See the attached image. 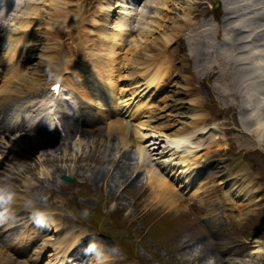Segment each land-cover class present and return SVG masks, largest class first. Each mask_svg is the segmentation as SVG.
Segmentation results:
<instances>
[{
	"label": "rangeland",
	"instance_id": "1",
	"mask_svg": "<svg viewBox=\"0 0 264 264\" xmlns=\"http://www.w3.org/2000/svg\"><path fill=\"white\" fill-rule=\"evenodd\" d=\"M70 1L71 6L67 11L76 12L72 13L75 16L79 14L78 3H85L84 14L81 21L75 23L72 28L63 31L61 28L60 33L55 32L58 34L52 35V38L55 37L56 44H54L55 51L51 53L52 55L55 53L54 56H59L66 65L69 64L68 67L73 66L72 64L79 66L82 61L87 63L85 54L89 52L85 51V48L92 46V39L95 37L88 33L92 29L89 23L92 22V15L100 12L97 8L98 3L94 0ZM155 1L140 0V5L130 6L132 14H139L135 21L131 19L132 28H142L145 25L146 21L150 19L151 6L155 5ZM213 1L175 0V8L172 12H169L170 8L167 9L168 12L163 11L166 16L169 14L178 20L187 13L189 8V15L194 23L190 34H195L199 39L204 38L205 42L197 43L199 53H201L199 56L195 55L196 59L190 55L191 58L189 57L188 61L184 60L186 55H182L178 44L170 46L169 50L173 51L176 48V51L173 53V57H175L173 62L168 63L170 65L168 79L163 81V87L157 91L155 97L153 95L154 99H152L153 107L158 108L161 115L165 117L169 111L173 110L176 115L175 119L179 121V123H174L171 130L166 131L168 134L181 127V123L189 124L191 119L188 117L191 114L195 112L203 114L201 119L203 121L197 124L198 127H189V130L193 131L195 136L193 140H196L195 142L203 148L200 153L207 156L208 162L205 161L203 169L197 172L199 176L197 181L198 185L202 184L203 189L209 191L199 194L200 196H195V198L192 197L195 188L178 191L175 199L179 200L181 197L184 201H180L183 203L180 205L182 208L177 210L169 211L154 204L143 165L158 166L159 162L164 159V155L171 152H167L169 145L166 137L151 132L150 128L142 130L148 134L147 137L141 138L136 135V120L129 121V134L126 137L132 144L130 147L121 146L117 132H110L109 121L103 118L101 121H92L83 125L81 135L78 133L80 136L73 137V140L61 151H53L40 134H22L21 131L18 133L17 127L11 125L8 128L3 127L0 129V203L7 200L18 203L22 199H30L32 204L42 207L41 210L44 212L49 210V206H54L57 208L55 210L57 213L48 214L50 219H45L46 217L37 219L42 221V224H38L37 220H34L33 224H29L33 220L27 222L28 217L31 216L30 212L22 211L23 208H20L3 224H0V262L5 264H43V260L31 262L32 255L42 249L44 254L40 253L41 257L47 254L49 257V263L46 264H59L57 255L63 253L66 244L70 245L75 240L77 246V242H81L79 251L75 252L77 257H81L83 248L90 246V241L84 243L85 239L89 237L93 238L91 239L93 242L100 243L103 249L107 248L111 259L105 261L104 264H264V130L260 131L259 128L260 135L258 136L252 134L256 125L248 123L246 118L250 114L249 110L259 103L264 94L261 95V98L251 96L253 100L249 102L248 97L244 99L246 97L245 89L244 84L241 86V81L238 82L239 84H235L233 81H229L231 80L229 78L228 80L219 78L224 69L225 71L234 69L236 75L234 73L233 77H237L236 80H240V77L244 76L251 79L248 80L247 88L245 87L250 90L251 87L254 88L252 78L256 77L252 76V73L256 70L264 71V65L262 64L263 69H257L252 64L253 57L258 56L251 52L256 50L253 49L252 37L247 39L246 44L239 46V48L243 46L248 48L247 53H237V57L230 62L225 49H233L236 52L238 47L230 42L231 39L227 42L222 40L224 35L232 36L230 33L232 31L229 29L231 26H225L223 2L217 0L219 1L217 2L218 6L214 8ZM112 2L114 5L116 4V0H112ZM260 5L264 7V1L260 0ZM222 9L221 21L219 19L215 21L213 16L217 20L218 15L222 14ZM7 21L5 22L7 23ZM5 25L0 26V29ZM166 25L168 24L166 23ZM249 28L251 27L249 26ZM204 29L209 30V34L204 32ZM43 33L41 34L40 29V43H43L41 49L46 43V39H42ZM78 35L80 38L82 37L83 45L76 48ZM126 44L124 50L127 51H120L119 48L118 54L113 55L115 61L110 65L109 70V72L113 71L111 74L113 80L122 86L129 84L127 82L129 81L127 80L129 79L127 77L129 68L126 67L125 59L131 55V48L128 46V42ZM145 44L142 43L143 47ZM222 44L224 45L222 46ZM213 45L215 47L211 49ZM94 46L97 48L95 42ZM209 50L215 52L219 50L216 52V54L218 53L217 58L215 55H208ZM37 51L39 52V50ZM168 56L172 59L171 55ZM206 56L213 64V71H217L215 74L211 69L208 72L202 69V65L207 64ZM243 62L248 64H242ZM32 63L34 64L33 69H30V77L27 79L37 82V87L40 90H45L47 83L56 73L58 63L46 61L39 65L35 64L37 63L35 60ZM21 68L24 67L19 66L13 70V79ZM118 69L121 70L119 76H117V71L120 72ZM70 71L71 69L67 72ZM65 76L73 77L72 73H67ZM4 82V79L3 81L0 79V85ZM14 86L15 88L12 89L25 90L22 81ZM177 90L178 92H175ZM88 92H91L90 88ZM150 94L144 93L140 97L141 101L153 98ZM139 96L131 101L136 103ZM15 97L16 94H12L6 104L0 105V120L2 122L0 125H4L6 117L8 118L6 120L12 124L11 120L14 121L18 111L23 109L25 116L18 119L17 124L31 128L37 122L32 120L37 112L29 111L28 106L30 109L31 104L39 98L34 95L30 97L32 103H23L22 105L21 102L16 101ZM36 108L38 105L33 110ZM260 110L264 115V105ZM91 112L95 113V110L91 109ZM124 154L131 155L130 166H132V170L134 169L130 179L135 182L128 187L126 184H121V179L119 181L116 179L113 174L114 167L110 165L112 158L121 160V156ZM48 171L54 173L51 174ZM62 172L72 177L73 180L70 182L61 181L59 175ZM100 173L107 174L103 180L99 179ZM177 173L178 171L174 175ZM247 175L255 179L259 187L260 193L258 192V194L263 198L262 202L255 206L245 205L243 197L236 196L237 189L240 190L247 184ZM178 178L176 185L181 184V178ZM116 183L119 185L118 189L114 187ZM42 186L48 188L51 186L53 191H46V193L43 190L40 191ZM201 196H205L203 201L199 200ZM110 213H114L112 218H108ZM13 218L15 221L11 220ZM52 221L55 228L54 225L51 226ZM15 224H18L19 227H16ZM10 225L12 226L9 227ZM7 226L15 240L20 242V246L32 239L30 246L32 251L28 256L22 248L16 247V244H13L12 248L10 240L6 242L10 236ZM55 229L57 230L55 231ZM258 243L263 246V251L254 253L257 250L255 245ZM56 246H59L58 250H55ZM126 246L132 248L135 253L134 257L130 258L123 254L122 250ZM114 250L115 252H113ZM16 251L20 252L16 253ZM94 255V250L92 253L90 251L85 262L89 261L88 264H90L92 260L89 258ZM71 257V254L68 255V258ZM44 260L46 261L47 258ZM80 261L82 262V260ZM80 261L78 259L74 261V264H81Z\"/></svg>",
	"mask_w": 264,
	"mask_h": 264
},
{
	"label": "bare ground",
	"instance_id": "2",
	"mask_svg": "<svg viewBox=\"0 0 264 264\" xmlns=\"http://www.w3.org/2000/svg\"><path fill=\"white\" fill-rule=\"evenodd\" d=\"M221 1L223 2L225 8V26H231V28L229 27V29L230 31H232H229L232 36L224 35V37L222 36V40L227 42V40L231 39L230 42L232 44H242V42H244L242 39L252 35L250 37H252V43H254L253 49H256V53L254 54L258 55L253 57L254 59L252 64L255 65V68L257 69H263L264 23H262V21L264 20V8L262 9L260 0ZM138 2L139 0H116V4L114 5L112 0L99 1L98 6L100 12L102 13L101 17L99 18V21H93V23L91 22L94 25L97 23V25H99V30L95 31V37H93L92 39V46H87L88 48L86 47V50L84 49L85 51L89 52L88 54H85L84 52V54L87 55L88 62L90 63L88 65H83L84 69L82 67H78V70H75L74 68H77V65L72 64L73 66L68 67L69 64L66 65L65 62L59 60L60 57L57 55L54 56L55 53L53 55L50 54L51 49L54 48V44H56V42H53L52 35L54 36L58 34L55 32L60 33L61 28H63L62 31L67 30L73 27L75 23H79L84 14L85 3H78L79 14L74 16L72 15V13L74 12H72L71 10V13L67 11V9H69L71 6L70 0H26L22 5H17L13 9L11 3L8 2V0H0L1 9H3L4 11H8V13L10 10L11 12H15V14L12 12L13 16L10 18V20L7 21L6 25L0 29V79H2V81L4 79L5 81L2 85H0V102L4 104L12 94H16L18 98H22L31 94L40 93H38V88L36 85L37 82L33 81L32 79H27L30 77V69H33L34 64L32 63V61L35 60L37 62L35 64L39 65L44 64L46 61H49L51 63L60 62L61 64L58 66L57 74L52 78V81L49 84L51 85V83L54 81H64L65 84L63 85V88L71 87L73 88V90H76V94L79 95L83 104H87V106L85 105V108H88V112L94 115L102 116V118L106 120L108 119L109 131H112V133L117 132V135L120 139L119 143L122 147L125 145L126 147H130L132 145L126 137L129 134V121L131 120H136V133L141 138H144V136H148V134L144 133L142 130L149 128L151 129V132L159 133L161 136L166 137L165 139L168 141L169 145L167 146V152L171 153H167L166 155H164V159L159 162L158 166L143 165V167L147 173L148 187L150 188L151 194L153 195L152 202L157 206L159 205V207L165 208L169 211L177 210L182 208L180 205L183 204L181 202L184 201L181 197L179 198V200L178 198L175 199L178 191L181 192L182 190L186 191L190 188H195L196 190L192 194V197L194 196V198L195 196H200L202 193L209 191L208 189L204 190L203 185H198L199 182L197 181L199 177L197 174L198 168L203 166L201 164V161L205 160L206 162H208V160L206 159L207 156L204 153H200V150L203 148H201L198 143L195 142L196 140H193L195 136L193 135V131L189 130V127H198L197 124L203 121L201 120L203 114L196 112L191 114L188 117L191 119V122H189V124L181 123V127L177 128L173 133L168 134L166 131L171 130L175 125L174 123H179V121L175 119L176 115L173 110L169 111L165 117L161 115L160 110H158V108L156 107H153L152 99H154L157 91L164 85V74L170 73V65H168V63H171L173 58H175L173 57V53L174 51H176V48L173 51L172 49L169 50L170 46L178 44L182 55H186L184 60L188 61L190 55H192L193 58L195 57V55H200L201 52L199 53L197 43H204L205 39H199L197 36H195V34H190V31H192V25L194 23L191 16L189 15V8L187 13H185L183 17L179 18L178 20L173 16H169V14L166 16L163 13V11L168 12L167 9L169 8V12H172L173 8H175V0H156L154 3L155 5L152 4L151 6L152 14L149 17L150 19L146 21L145 25L142 28H132L131 19L135 21L137 19L136 16L139 14H132L130 6L136 7V4L140 5L142 1L140 3ZM3 18L5 19V17ZM64 20L66 21V23ZM0 22L3 21L0 20ZM164 22H166L168 25H166V23ZM246 22L248 24H246ZM140 23L142 22L140 21ZM248 25L251 27V30L248 29ZM239 26L244 33H246L247 30H249L250 33H246V36L241 38L239 36L240 32L236 29V27ZM41 27V34L44 32L42 35V39H46V44L43 49H41V45L43 43H40L41 37H39L41 35L39 34V30L41 29ZM44 28H46L47 30L44 31ZM206 30L207 29H204L203 31L209 34V30ZM71 32L73 31L71 30ZM198 35L201 34L198 33ZM77 38L78 45L75 44L76 48L79 47V45H83L81 43L82 37L80 38V36L78 35ZM94 42L95 45H97V48H94ZM127 42L128 46L131 48V55H129L125 59V64L127 65L126 67L129 68L127 76L129 78V84L128 86H122L121 84H118L116 80H113V78L111 77L113 71L109 72V70L110 65H112L115 61V59H113V55L118 54L119 48L120 51L124 50ZM142 43H146L145 47H143ZM209 43L213 44L211 42ZM206 45L205 47H207ZM223 45L224 44H222V46ZM214 47L215 46L213 45L211 49H214ZM219 48L218 49L221 50V47ZM37 50H39V52ZM228 50L225 49V51H227V55H229L230 62H232L235 57H237L236 55L238 52H235V50L233 51V49ZM124 51L127 50L125 49ZM208 52V55H215L217 58L218 53L216 54V52L213 50H209ZM168 55H171L172 59ZM206 59H208L207 64H203L202 69L206 70L207 72L211 69L212 73L215 74L217 71H213V64L209 62V57L206 56ZM22 62H25V64H23ZM62 62L64 66L62 65ZM89 65L90 68H88ZM19 66H23L24 68H21L18 74H16L13 79V70L17 69ZM69 69H73L72 72L76 71L75 79H70L68 78V76H66V78H64L63 80H59V78H57L59 77V75ZM252 69L254 68L252 67ZM245 71L247 73V70ZM234 73V69H227L226 71L224 69L222 76H220L219 78L225 80H228L229 78L231 79L229 81H233V83L235 84L241 81V86H243L244 84L243 87L245 89L246 97H244V99L248 97L247 99L249 102L253 100L251 96H254L255 98H261V95L264 94V71L256 70V72L252 73V76L256 77L252 78V80L254 81V88L251 87L250 90H247L246 86L247 83H249L248 80L250 81L251 79L244 76L242 77L243 79L240 77V80H236L237 77H233L236 75V73L235 75ZM60 77L62 79L63 75H61ZM166 78L168 79V76ZM20 81L23 82L25 90L22 91L21 88L12 89L15 88L14 85L19 83ZM86 87L90 88V93L88 92L89 88L87 89ZM126 91L129 92L130 96H127V94H125ZM141 92L151 93L150 96L152 95L153 97L154 95V97L142 102L140 97L144 93L142 94ZM175 92H178V90ZM138 96L139 99L138 101H136V103L131 101L133 98H137ZM60 97L62 98H58V100H56V103H58L59 101H63V99L65 98V93H61ZM261 99L259 100L258 104H255L254 107L249 110L250 114L246 116V118L248 119V123H254L256 125L252 131V134L256 136L260 135L259 133L262 129L264 130V115L262 113V110H260L261 106L264 105V97ZM58 105L59 103L56 104L52 109L47 108V114H49L50 117L53 118L55 114L59 112L60 106H63L61 104L59 106ZM91 109L95 110V113H92ZM44 110H46V108H44ZM119 115L122 117H119ZM113 118H115L116 120H112ZM60 122V126L54 127L53 129H43V127H41L40 125H36L33 128L22 126L21 131H24V133L27 134L34 133L35 131L40 134L42 138H44V142H47L53 151H61L63 150V147L65 145L69 144V142L73 140V137L80 136L82 133L81 130L83 128V125L92 122V120L87 119L84 116V118H76V121H72L71 119L66 118L65 120H60ZM4 127L7 128L8 126L4 125ZM78 133L80 135H78ZM121 157V160L112 158L110 161L111 167H114L113 174L114 176H116V179H118V181L120 179L122 180L121 184H126V187L132 186L135 182L133 179H130L133 175L132 172H134V169L132 170V166H130V163H132V157L130 154H124ZM177 171V175H174V173H176ZM103 174L104 173H100V180H103L107 175ZM111 176L113 177V175ZM178 177L181 178L180 185H176V180L179 179ZM246 179L247 184L244 185L240 190L237 189L236 196L243 197V199L245 200L244 202L246 203L245 205L255 206L256 204L262 202L263 198H261L258 194L259 187L255 179L250 175H247ZM172 185L174 188L172 187ZM118 186V183L114 185V187L117 189ZM42 190L45 193L46 191L52 192L53 188L51 186L49 188L47 186H42L40 187V191ZM205 196H201V199L199 200L203 201V198L205 199ZM20 208H24L23 210L30 212L31 216L28 217L29 219L27 220V222L29 220H33L29 222V224H33L34 220L41 219L42 217H46L45 219H50L48 218L49 216H47L48 214L51 215L57 213L55 212L57 208H55L54 206H49V210L44 212L43 210H41L42 207L36 206V204H32V202L25 201L23 199L18 203L7 200L0 203V221L5 217L16 213L20 210ZM52 225H54L53 221L51 223V226ZM15 226L19 227L18 224H15ZM53 227L55 228V225ZM56 230L57 229H55V231ZM91 239L93 238L88 237L84 241V243L90 241V246H86V253L82 259L87 258L90 251L92 253L94 250V257L89 258L92 260L90 264H104L105 261L110 260L111 258L109 252L106 250L107 248L103 249L100 243H95ZM75 244V240L70 243V245L69 243L66 244V249H64V251L62 250L63 253L57 255V263L74 264V261L79 259L72 252L79 251L78 246L80 247V244L82 243L77 242V246ZM58 247L59 246H56L55 250H58ZM255 247H257V250L254 251V253H260L263 251V246L260 243L256 244ZM113 252H115V250ZM70 254L72 257L68 258V255L70 256ZM0 264L5 263L0 262Z\"/></svg>",
	"mask_w": 264,
	"mask_h": 264
},
{
	"label": "trees",
	"instance_id": "3",
	"mask_svg": "<svg viewBox=\"0 0 264 264\" xmlns=\"http://www.w3.org/2000/svg\"><path fill=\"white\" fill-rule=\"evenodd\" d=\"M112 217H113V216L111 215L110 218H112ZM125 248H126V252H127L128 254H133V251L130 249L129 246H126Z\"/></svg>",
	"mask_w": 264,
	"mask_h": 264
},
{
	"label": "water",
	"instance_id": "4",
	"mask_svg": "<svg viewBox=\"0 0 264 264\" xmlns=\"http://www.w3.org/2000/svg\"><path fill=\"white\" fill-rule=\"evenodd\" d=\"M62 178L65 179V180H70V178L65 176V175H62Z\"/></svg>",
	"mask_w": 264,
	"mask_h": 264
},
{
	"label": "clouds",
	"instance_id": "5",
	"mask_svg": "<svg viewBox=\"0 0 264 264\" xmlns=\"http://www.w3.org/2000/svg\"><path fill=\"white\" fill-rule=\"evenodd\" d=\"M37 223H38V224H42L43 222H42V221H40V220H37Z\"/></svg>",
	"mask_w": 264,
	"mask_h": 264
}]
</instances>
